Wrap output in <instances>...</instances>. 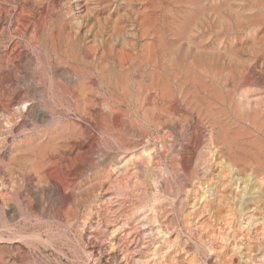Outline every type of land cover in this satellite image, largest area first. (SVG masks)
Segmentation results:
<instances>
[{
    "label": "bare ground",
    "instance_id": "bare-ground-1",
    "mask_svg": "<svg viewBox=\"0 0 264 264\" xmlns=\"http://www.w3.org/2000/svg\"><path fill=\"white\" fill-rule=\"evenodd\" d=\"M11 5L0 251L264 264V0Z\"/></svg>",
    "mask_w": 264,
    "mask_h": 264
},
{
    "label": "rangeland",
    "instance_id": "rangeland-1",
    "mask_svg": "<svg viewBox=\"0 0 264 264\" xmlns=\"http://www.w3.org/2000/svg\"><path fill=\"white\" fill-rule=\"evenodd\" d=\"M4 0H0V5H3L4 4V6H8V5H11V6H13V5H15L17 2H21L22 3V1L23 2H26L27 1V3L28 4H32L33 2H34V0H5L4 2H3ZM29 1V2H28ZM11 24H12V22H6L5 24H3L4 25V29H3V36L5 37V39H4V42H3V44H0V57L2 56V54L3 53H5L8 49H9V45H11V43H12V39H18V41H19V39H20V45L22 46V48L23 49H27L28 48V46H27V43H26V41L24 40V39H22L19 35H17L15 32V34L11 31V29L10 28H7V27H10L11 26ZM0 30H1V27H0ZM10 30V31H9ZM10 32V33H9ZM13 34H12V33ZM12 34V35H11ZM15 35V36H14ZM11 36V37H10ZM13 37V38H12ZM12 40V41H11ZM7 42V43H6ZM11 42V43H10ZM26 43V44H25ZM7 44V45H6ZM27 46V47H26ZM1 48H3V49H1ZM8 48V49H7ZM1 166H0V178H1V182H4V187L5 186H7V187H5V189L6 190H8V189H10L11 188V185L13 184V181L15 182V183H17L18 181H19V173L21 172V170H20V164H0ZM17 167H16V166ZM3 167H5V169L3 168ZM4 170V171H3ZM9 170V171H8ZM16 170V171H15ZM12 171V172H11ZM17 171H18V173H17ZM20 171V172H19ZM9 172V173H8ZM13 172H15L14 174H13ZM6 174H8V175H6ZM16 174V175H15ZM8 176V177H7ZM9 177H10V179H9ZM8 178V179H7ZM11 178L13 179V180H11ZM15 180H17V181H15ZM9 181V182H8ZM0 182V183H1ZM12 182V183H11ZM7 183H8V185H7ZM10 186V187H9ZM45 197H46V200H48V202H49V198L51 197V196H49V193L47 194V193H45ZM49 197V198H48ZM9 244L11 243V242H8ZM8 243H6L5 245H4V247L3 248H1L2 250L0 251V256H1V258H0V264H31V263H33V264H35V263H41V264H44V262L46 263V264H71L70 263V259H68L67 257H68V255H69V253H67V252H65V254H59V252L60 251H58L57 252V250H54L53 249V251H52V248L51 247H49V250L48 249H46V248H43V247H41V250L40 251H36V250H34L32 247H29V246H26V244H23V243H21L20 245H21V247H20V253H21V255H18V254H16L17 253V251L15 250V248H14V243L13 244H8ZM23 244V245H22ZM6 246V247H5ZM10 248H9V247ZM5 248V250L3 251V249ZM22 248V249H21ZM10 249V250H9ZM26 249V250H25ZM9 250V251H8ZM28 250V251H27ZM170 250H172V248L170 249ZM3 251V252H2ZM10 251H14L15 253H12V252H10ZM34 251V252H33ZM66 251V250H65ZM5 252V253H4ZM8 252V253H7ZM29 252V253H28ZM42 252H43V254H42ZM30 253H32V255L30 254ZM38 253V254H37ZM166 253H168V252H166ZM4 254V255H3ZM6 254V255H5ZM8 254V255H7ZM13 254H14V256H13ZM52 256H51V255ZM56 254H57V256H56ZM31 255V256H30ZM13 256V257H12ZM18 258H17V257ZM45 256V257H44ZM59 256V257H58ZM63 256V257H62ZM15 257H16V259H15ZM22 257V258H21ZM65 257H66V259H65ZM4 258V259H3ZM12 258V259H11ZM41 258V259H40ZM55 258V259H54ZM22 259V260H21ZM49 259V260H48ZM24 260H25V262H24ZM27 260V261H26ZM32 260H33V262H32ZM61 260V261H60ZM17 263H16V262ZM40 261V262H39ZM64 261V262H63ZM69 261V262H68ZM29 262V263H28ZM58 262V263H57ZM200 264H204L203 262H201Z\"/></svg>",
    "mask_w": 264,
    "mask_h": 264
}]
</instances>
